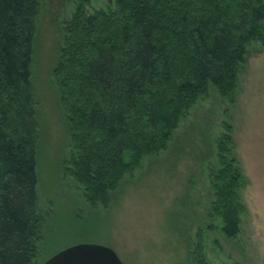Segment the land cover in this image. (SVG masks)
I'll return each mask as SVG.
<instances>
[{
	"label": "trees",
	"instance_id": "16d2710c",
	"mask_svg": "<svg viewBox=\"0 0 264 264\" xmlns=\"http://www.w3.org/2000/svg\"><path fill=\"white\" fill-rule=\"evenodd\" d=\"M88 5L79 0L62 27L51 74L70 133L63 173L92 207L108 208L126 176L169 148L211 89L235 103L250 44L264 46V0ZM40 8V0H0V264H35L43 239L32 84ZM222 128L217 162L208 166L210 211L231 240L241 233L246 179L233 126ZM190 257L205 264L201 240Z\"/></svg>",
	"mask_w": 264,
	"mask_h": 264
},
{
	"label": "rangeland",
	"instance_id": "374dc122",
	"mask_svg": "<svg viewBox=\"0 0 264 264\" xmlns=\"http://www.w3.org/2000/svg\"><path fill=\"white\" fill-rule=\"evenodd\" d=\"M78 1L40 0L32 84L40 131L43 239L35 264L79 244L109 247L123 264H193L190 254L200 240L205 264H264V46L250 44L233 105L210 88L181 122L169 148L145 158L141 168L127 175L108 208H94L84 188L63 173L70 133L51 74L62 27ZM113 3L89 0L86 9ZM224 122L233 126L235 155L246 179L241 233L231 240L210 211L208 178V166L217 162L216 140Z\"/></svg>",
	"mask_w": 264,
	"mask_h": 264
},
{
	"label": "water",
	"instance_id": "95a60500",
	"mask_svg": "<svg viewBox=\"0 0 264 264\" xmlns=\"http://www.w3.org/2000/svg\"><path fill=\"white\" fill-rule=\"evenodd\" d=\"M43 264H123L114 250L93 244L66 248Z\"/></svg>",
	"mask_w": 264,
	"mask_h": 264
}]
</instances>
